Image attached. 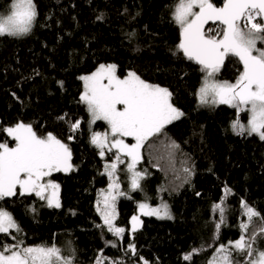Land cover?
Wrapping results in <instances>:
<instances>
[{"label": "trees", "instance_id": "16d2710c", "mask_svg": "<svg viewBox=\"0 0 264 264\" xmlns=\"http://www.w3.org/2000/svg\"><path fill=\"white\" fill-rule=\"evenodd\" d=\"M35 2L38 17L32 32L0 37V143H13L4 128L20 121L30 123L39 135L52 132L69 144L74 170L51 176L60 185L62 206L58 209L47 207L34 194L0 201V207L9 210L23 230L19 238L26 245L55 243L65 255L71 247L75 264H94L101 250L108 258L122 259L123 264H143L141 257L148 264H206L215 247L239 237L241 199L264 216V141L231 130L236 111L230 106L199 105L194 93L202 74L176 51L179 27L171 19L176 0ZM212 2L220 6L223 0ZM10 3L0 0V11H7ZM101 15L103 19L98 20ZM258 47L264 45L258 42ZM109 63L117 65L120 76L131 70L168 87L173 103L185 113L167 127L166 136L143 149L141 165L147 174L142 190L118 199L116 223L125 228L124 239L96 226L103 223L96 202L109 182L107 175H101L106 157L102 159L90 143V134L99 130L100 122L89 125L86 106L79 99L83 91L79 77ZM241 70L238 59L230 57L219 77L235 81ZM61 116L67 118L58 119ZM245 118L241 114V122ZM77 119L81 128L69 141L70 124ZM170 141L179 149L169 148ZM185 167L192 168L193 174L184 173ZM225 186L232 194L225 202V223L213 239L218 213L211 206L220 201ZM161 199L168 200L174 217L143 216L142 226L131 235L129 221L138 201L156 204ZM260 226L257 219L253 227ZM0 241L14 243L3 234ZM129 243L136 246L135 256L125 251ZM201 246L205 250L191 262L182 259ZM256 246L264 249V239Z\"/></svg>", "mask_w": 264, "mask_h": 264}, {"label": "snow or ice", "instance_id": "6c2138e0", "mask_svg": "<svg viewBox=\"0 0 264 264\" xmlns=\"http://www.w3.org/2000/svg\"><path fill=\"white\" fill-rule=\"evenodd\" d=\"M37 17L35 0H11L7 11L0 13V37L30 34ZM97 19L102 20L103 15ZM171 19L179 27L177 53L197 65L202 74L201 84L194 93L199 105L230 106L236 111L231 130L238 136L255 135L264 141V47L257 46L258 42L264 45V0H223L220 6L212 0H176ZM230 57L237 58L242 65L234 82L218 78ZM79 79L83 81L79 99L86 106L89 125L97 121L107 125L103 132H91L90 143L99 150L102 159L115 150L101 173L107 175L109 182L106 189L100 190L96 202V211L103 222L96 226L106 227L109 233L122 239L126 230L115 223L118 217L116 205L117 200L128 193L121 189L119 166L126 164L130 190H142L141 181L147 174L146 170L137 168L144 158L142 149L150 141L166 136L167 127L185 113L173 104V92L168 87L146 81L131 70L121 77L117 74L116 64H99L95 71ZM59 83L63 85L62 81ZM242 113L248 115L246 123L241 122ZM80 128V119L72 122L67 139L73 140ZM3 131L14 146L10 147L8 142L0 143V201L34 194L47 207L60 208V185L50 177L53 173L74 170L69 144L52 132L39 135L32 124L23 121ZM126 138H132L134 143L126 142ZM168 147L178 150L180 146L170 141ZM171 159L169 154L170 162ZM183 171L189 176L193 174L190 167ZM231 194V189L225 186L220 201L211 206V210L218 213L213 239L218 238L225 223L228 211L225 202ZM138 209L144 216L173 218L168 204L163 202L156 207L140 202ZM240 211L243 218L238 225L239 237L215 247L206 264H264V249L256 246L258 240L264 239V216L243 199ZM257 219L261 226L253 227ZM131 223L134 233L142 224L140 216H132ZM22 231L13 214L0 207V234L14 241H0V264H75V249L69 247L65 255L55 243L26 245L19 238ZM106 243L116 247L112 241ZM204 250V246L194 247L182 259L191 262L194 255ZM125 251L133 256L137 254L134 243H129ZM237 256L243 258L242 262L236 260ZM140 259L143 264H148L143 257ZM94 264H123V260L108 258L101 250Z\"/></svg>", "mask_w": 264, "mask_h": 264}, {"label": "rangeland", "instance_id": "374dc122", "mask_svg": "<svg viewBox=\"0 0 264 264\" xmlns=\"http://www.w3.org/2000/svg\"><path fill=\"white\" fill-rule=\"evenodd\" d=\"M4 12H6V11H0V13H4ZM258 46V45H257ZM109 64H113V63H109ZM94 71H95V69H94ZM93 72V71H92ZM91 73V72H90ZM90 73H88V74H90ZM118 74V73H117ZM85 75H87V74H85ZM119 75V74H118ZM121 77H123V76H121ZM218 78L220 79V80H224V79H221L219 76H218ZM146 81H148V80H146ZM150 82V81H149ZM230 82H234V81H230ZM151 83H153V82H151ZM155 84H158V83H155ZM162 86V85H161ZM165 87V86H164ZM173 102V101H172ZM174 104V103H173ZM175 105V104H174ZM176 106V105H175ZM177 107V106H176ZM178 108V107H177ZM180 109V108H179ZM181 110V109H180ZM243 115H246V120L243 122V123H246L247 122V119H248V115H247V113H242ZM90 119V118H89ZM98 122H100L99 123V130L98 131H100V132H103V131H105L106 129H107V125H106V123L104 122V121H97L96 123H98ZM95 123V124H96ZM94 125V124H93ZM13 126V125H12ZM9 127V126H8ZM97 131V130H96ZM126 142H128V143H134V140L132 139V138H126ZM9 146L11 147V146H14V144L12 143L11 145L9 144ZM115 152V150H113V153ZM142 152H143V149H142ZM113 153H107L106 154V161H110L112 158H113ZM71 163H72V161H71ZM137 168H138V170H140V171H144L145 169L142 167V165H141V163L137 166ZM125 169H126V164H122V165H120L119 166V172H118V176H119V179H120V182H121V189L123 190V191H125V192H127V193H131L132 191L130 190V186H129V184H130V181H129V176H128V174L126 173V171H125ZM50 179L51 180H53L54 182H56V183H58L59 184V182L57 181V180H55V179H53L52 177H50ZM141 183H142V181H141ZM107 188V186L105 187V188H102V189H106ZM99 197H100V193H99ZM117 202H118V200H117ZM140 202H147L148 204H150L151 206H153V207H156V206H158V205H160L162 202L163 203H166V204H168V206H169V208H170V211H171V215H172V217H174V214H173V212H172V210H171V207H170V204H169V202H168V200L167 199H161L158 203H156V204H154V203H151L150 201H148V200H141V201H138V204L140 203ZM116 207H117V205H116ZM7 210V209H6ZM9 211V210H8ZM117 211H118V208H117ZM10 212V211H9ZM134 215H139L140 216V220L142 221L143 220V216L144 215H142V214H140V212H139V209H138V206H137V210H136V212L132 215V216H134ZM131 216V217H132ZM131 217H130V221H129V223H130V225H129V231H130V234L132 235L133 234V232L131 231V229H132V223H131ZM117 220V219H116ZM115 223H116V221H115ZM117 224V223H116ZM117 226H120L121 227V225H119V224H117ZM142 226V224L139 226V228ZM138 228V229H139ZM122 239H124V236H123V238Z\"/></svg>", "mask_w": 264, "mask_h": 264}, {"label": "water", "instance_id": "95a60500", "mask_svg": "<svg viewBox=\"0 0 264 264\" xmlns=\"http://www.w3.org/2000/svg\"><path fill=\"white\" fill-rule=\"evenodd\" d=\"M225 63H226V61H225Z\"/></svg>", "mask_w": 264, "mask_h": 264}]
</instances>
